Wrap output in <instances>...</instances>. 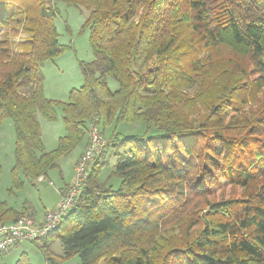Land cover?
I'll return each mask as SVG.
<instances>
[{"label":"trees","instance_id":"16d2710c","mask_svg":"<svg viewBox=\"0 0 264 264\" xmlns=\"http://www.w3.org/2000/svg\"><path fill=\"white\" fill-rule=\"evenodd\" d=\"M59 1L89 11L94 55L78 59L83 83L66 100L44 88L45 63L71 49L59 40ZM59 110L65 134L47 151L39 113L52 122ZM4 117L17 190L61 170L91 123L102 136L124 121L160 130L103 136L72 207L32 240L47 264H264V0H0ZM110 157L118 186L101 179ZM22 216L36 220L29 201L0 199V223ZM15 264L32 263L24 251Z\"/></svg>","mask_w":264,"mask_h":264},{"label":"rangeland","instance_id":"374dc122","mask_svg":"<svg viewBox=\"0 0 264 264\" xmlns=\"http://www.w3.org/2000/svg\"><path fill=\"white\" fill-rule=\"evenodd\" d=\"M57 5L59 14L56 18V24L60 34L59 40L64 44H71V49L45 63L43 67L45 75L44 87L46 96L54 99L66 100L69 91L74 87H80L83 83L82 73L78 66V59L92 60L94 55L90 45L89 31L83 29L89 11L83 7L69 5L64 1L57 2ZM109 86L112 90L118 88L117 81L113 77H109ZM39 119L42 126V137L45 149L47 151L53 150L58 146L60 136L65 134L64 121L60 110L59 118L56 121H48L40 113ZM115 128L118 132L128 135L146 134V136H149L160 134V130L154 126L147 129L148 126L144 121H124L118 123V125L112 123L106 127L103 134L106 143L108 142L109 134ZM89 138L90 135L88 130L84 140L79 143V146L86 143L87 140L89 142ZM14 149L15 129L13 121L9 117H4L0 125V199L5 200L8 204L18 209H21L23 204L29 201L36 210V220L41 221L45 218L49 210L55 209L61 202L62 189L74 181L76 169L75 165L74 167L72 165V160L77 152H72L59 159V161H62L61 170L56 168L51 169L44 179H42L43 176H41L39 180H36L35 184L26 181L24 186L20 188V190H17L13 186L14 181L12 174V168L15 164ZM109 160L110 164L101 172V179L108 180V182L118 186L120 182L119 178L116 176L111 177L109 173L116 159L110 157ZM72 173H74V175ZM21 176L23 177V175ZM22 217L33 219L28 216ZM50 233L42 236V240L44 241V239L49 237ZM50 240H52V252L55 255H62L63 244L61 240L55 238L53 235ZM33 241L21 242L20 245L12 247L8 251H1L0 264H15L20 254L24 251L28 253L29 260L32 264H47L45 254L39 246L41 243L37 244ZM57 264H80V258L78 255H75Z\"/></svg>","mask_w":264,"mask_h":264},{"label":"built area","instance_id":"2783aa9c","mask_svg":"<svg viewBox=\"0 0 264 264\" xmlns=\"http://www.w3.org/2000/svg\"><path fill=\"white\" fill-rule=\"evenodd\" d=\"M100 132L99 126L96 123H91L89 143L75 164V180L62 197L59 205L55 209L49 210L41 221L23 217L16 222L0 224V246H13L17 242L32 241L54 231L59 226L63 216L72 207L75 197L84 186V180L88 174V164L94 160L105 143Z\"/></svg>","mask_w":264,"mask_h":264},{"label":"crops","instance_id":"0c3cea01","mask_svg":"<svg viewBox=\"0 0 264 264\" xmlns=\"http://www.w3.org/2000/svg\"><path fill=\"white\" fill-rule=\"evenodd\" d=\"M45 88V87H44ZM43 138V137H42ZM44 142V141H43ZM87 144H88V140L86 141V143H84L83 145H81V146H77V148L74 150V151H72V152H77L76 153V155H75V157H73V160H72V165H73V167H74V165H75V163H76V161L78 160V158H79V156L84 152V150L86 149V146H87ZM71 152V153H72ZM59 163H60V167H61V165H62V161H59ZM74 171V170H73ZM73 175H74V173H72Z\"/></svg>","mask_w":264,"mask_h":264},{"label":"bare ground","instance_id":"6f19581e","mask_svg":"<svg viewBox=\"0 0 264 264\" xmlns=\"http://www.w3.org/2000/svg\"><path fill=\"white\" fill-rule=\"evenodd\" d=\"M23 242V241H21ZM12 247V245H8V246H0V251H7Z\"/></svg>","mask_w":264,"mask_h":264}]
</instances>
